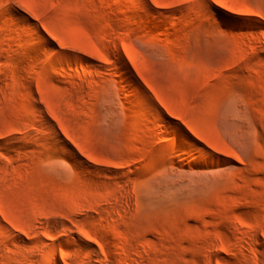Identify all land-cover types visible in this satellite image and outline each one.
Wrapping results in <instances>:
<instances>
[{
  "label": "rangeland",
  "instance_id": "374dc122",
  "mask_svg": "<svg viewBox=\"0 0 264 264\" xmlns=\"http://www.w3.org/2000/svg\"><path fill=\"white\" fill-rule=\"evenodd\" d=\"M223 1L0 0V264H264V0Z\"/></svg>",
  "mask_w": 264,
  "mask_h": 264
},
{
  "label": "snow or ice",
  "instance_id": "6c2138e0",
  "mask_svg": "<svg viewBox=\"0 0 264 264\" xmlns=\"http://www.w3.org/2000/svg\"><path fill=\"white\" fill-rule=\"evenodd\" d=\"M204 8L211 12V11H214V5H217V6H221L220 5V2L219 0H201ZM15 3L19 6V7H24L23 3L20 2V0H15ZM153 3H155V0H153ZM160 7H168V5H160Z\"/></svg>",
  "mask_w": 264,
  "mask_h": 264
},
{
  "label": "bare ground",
  "instance_id": "6f19581e",
  "mask_svg": "<svg viewBox=\"0 0 264 264\" xmlns=\"http://www.w3.org/2000/svg\"><path fill=\"white\" fill-rule=\"evenodd\" d=\"M219 2H220V5H222V7L221 6H217L216 8H220V9H223V10H226V8L224 7V1L223 0H219ZM234 8L233 7H230V10L232 11ZM228 11V10H227ZM122 67V66H121ZM125 104H126V106L128 107V101H127V98H125ZM96 250H93V252H95ZM96 253V252H95Z\"/></svg>",
  "mask_w": 264,
  "mask_h": 264
}]
</instances>
